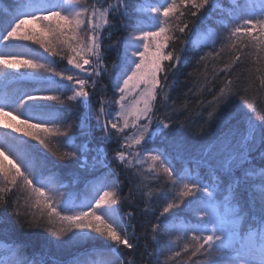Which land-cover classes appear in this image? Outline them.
<instances>
[{"label": "snow or ice", "instance_id": "1", "mask_svg": "<svg viewBox=\"0 0 264 264\" xmlns=\"http://www.w3.org/2000/svg\"><path fill=\"white\" fill-rule=\"evenodd\" d=\"M210 2L213 7H216L218 0H164L163 3L159 0H145V2L136 0L133 11L141 14L143 19L138 17L133 23V30L124 41L123 63L119 74L114 77L116 90L120 93L117 101L119 112L112 119L105 120L102 126L103 138L111 140L114 136L123 134L121 148L136 149L133 152L117 151L115 159L128 167H133V159L141 165L137 168V175L142 177V187H146L143 180L161 177L165 178L170 186L168 192L157 193L154 189H149L147 192L149 198L156 195L163 200L157 223L152 225L153 240L157 239L160 232L171 233L173 225L170 223L172 217L169 214H173L175 209L183 206L185 210L201 215L202 219L199 223L203 225V227L186 229L191 231L192 235L190 241L184 244V252H189L191 249L193 257L197 254L207 257L217 254L224 258L214 264H264V168H261L258 173L261 178L258 186L261 204L260 222L259 225H254L255 232L249 230L247 234H244L238 228V222L242 219L240 213L243 210L239 206V187L247 182L249 175L257 174L253 169H244L243 178L235 183L229 182L230 191L225 197L229 204V213L224 215L219 211L216 203L219 177H217V185L211 182L205 184L198 174L176 168L167 153L149 147V141L153 137L162 135L165 129L171 127L169 118L160 119L156 116L154 108L158 89L163 92L167 87L168 77L164 62H171L168 65L169 68H175L181 63V57L174 55V50L168 49L169 44L178 39L176 34H183L189 27L188 23L182 20L186 14L183 9H192L188 14L194 17ZM38 12L46 14L38 15ZM115 13L127 14V0H115L101 7L94 4L91 8L84 6L83 0H61L60 3L44 0L39 5L16 4L8 12L0 9V25H7L0 31V42L32 41L52 56L59 55L57 48L64 46L71 53L65 57L67 63L78 70L72 75H66L38 60L17 59L14 58L15 54H6L0 57V74H4L6 68L44 70L50 75L42 80L47 88L41 91H70L72 95L67 96V100L80 101L86 105L90 96L86 85H89V79L93 75H100L103 67L100 33L110 24L109 15ZM233 15L235 23L232 27L224 25L228 33L225 37L228 41L225 47L237 53L231 64L241 59L244 48L249 46L255 48L261 54L257 59L259 66L256 71L261 73L259 85L261 89H264V11L257 17L247 11V6H238ZM37 23L40 25L39 31L35 27H25ZM218 38L219 34H214L213 46ZM221 50L223 51V48ZM7 56L13 58L9 59ZM93 57L95 64H93ZM231 64L226 65L225 70H230ZM162 73L164 74L163 85ZM80 74H84L83 77ZM95 86V81H92L90 87L95 89ZM211 90V88L208 89V91ZM243 91L246 95L241 99L244 100L246 110L237 111L233 106V98L240 92L233 80H227L208 102L210 110L207 112L206 122L215 123L222 129L229 127L230 130L235 127L233 122L242 123L244 126L238 148L233 149L227 135L224 139L225 150L229 153L233 151L238 153L226 162L225 168L229 175L233 167L239 163L240 157H243L246 163L248 162L247 156H250L252 150L257 147V142L264 149V111H257L255 95L248 96L247 88ZM133 93L138 98L126 103L128 96ZM25 97L12 105H0V116L11 115L10 112L4 111L5 107H11L12 111L26 116V119L20 120L18 124L5 123L3 126L22 133L24 137H30L45 147L49 146L53 137L63 136L65 144L71 146L73 150L60 153L58 158L79 161L78 153L87 152L90 141L82 147L75 146L73 138L69 135L72 125L62 129L57 124L62 117L51 110V105L41 103L61 101L62 97L56 94L34 95L32 93H26ZM164 100H168L167 94L164 95ZM100 111L102 113L104 111L103 103H101ZM13 119L18 120L19 116ZM87 119L86 114H81L78 124L84 135H89L91 131ZM126 129L132 130L131 135L125 134ZM26 144V141H20L17 137H12L7 143L0 141V176L7 182L5 187H0V193L10 192L19 185L20 189L27 194L26 204H30V207L35 209L29 213L32 216L31 223L38 225L41 220H45L49 225L47 231L57 238V242L69 243L87 237L99 241L101 245L111 242L108 245L109 251L115 253L119 252L120 246L127 249L135 247L129 242L128 229L117 207L120 203L117 191L118 180L112 181L111 185L101 180L92 187L87 201L77 204L72 197L63 196L58 188L52 186L51 178L45 177L36 168L28 152L22 147ZM3 150L14 155L19 163L9 161L5 164L4 161L8 158ZM96 151L97 158L104 155L103 149L97 148ZM260 155L264 158V150ZM145 161L150 162L146 170L143 169ZM256 195L257 191H253L254 200ZM233 201L236 203L233 204ZM5 203L6 201L0 196V206ZM15 214L20 215L18 210ZM128 215L131 216L132 213L129 212ZM204 232L208 234L205 235ZM170 243L174 244L175 241ZM166 252L168 259L171 260L181 256V251L171 247H168ZM99 264H106V262L100 261ZM120 264L125 262L121 261Z\"/></svg>", "mask_w": 264, "mask_h": 264}, {"label": "trees", "instance_id": "2", "mask_svg": "<svg viewBox=\"0 0 264 264\" xmlns=\"http://www.w3.org/2000/svg\"><path fill=\"white\" fill-rule=\"evenodd\" d=\"M256 1L218 0L216 7H213L210 2L194 17L188 14L192 9H183L186 14L182 20L186 21L189 27L183 34H176L178 39L172 41L168 49L174 50L173 54L181 57V63L175 68H169L168 65L171 62H164L168 77L167 87L163 92L158 89L154 108L157 117L162 120L169 118L171 127L165 129L162 135L153 137L149 141L150 149L167 153L176 168L198 174L203 178V183L211 182L217 185V177H219L216 199L219 209L229 210V204L225 200L230 191L229 182L235 183L243 178L244 169H253L257 174L249 175L247 182L239 187V206L243 210L240 213L242 219L238 222V228L244 234H247L249 230L255 232L254 225H259L260 222L261 204L258 186L261 178L258 173L261 168H264V158L260 155L264 149L257 142V147L252 150L250 156H247L248 162L246 163L245 159L240 157L239 163L233 167L229 175L225 168L226 162L238 153L227 152L224 139L227 135L233 149L238 148L244 126L242 123L233 122L235 127L231 130L229 127L222 129L215 123L206 122V117L210 110L208 102L227 80H233L235 86L240 89L239 94L233 98V106L237 111L246 110L244 100L241 99L246 95L243 91L246 88L248 96L255 95L257 98V111H264V89H261L259 85L261 73L256 71L259 66L257 59L261 54L249 46L243 49L241 59L231 64L237 53L225 47L228 43L225 39L228 33L224 25L227 24L231 28L235 23L233 14L238 6H247V11L258 17L261 12ZM43 2L44 0H0V9L8 12L16 4L39 5ZM54 2L58 3L59 0ZM109 2H115V0H88V7L91 8L94 4L97 7L106 6ZM159 2L163 3L164 0ZM135 3L136 0H127L126 15L110 14L108 17L110 24L100 33L103 67L100 75H93L89 79V85H86L90 92L86 105L80 101L67 100V96L72 95L70 91H41L47 88L42 80L50 75L43 70L33 75L15 76L0 85V100H7V103L11 102L7 96L15 90L22 92L21 94L23 92L33 94V91L39 89V94H56L62 97L61 101L41 103L51 105V110L62 117V120L57 121L62 129L72 125L69 135L73 138L75 146L82 147L90 141L88 151L78 153L79 161L59 159L60 153L73 149L65 144L63 136H56L52 138L48 147L38 141L27 140L30 158L45 177L51 178L52 186L58 188L63 196L72 197L77 204L85 202L91 195L92 187L101 180L109 185L112 181L118 180L117 191L120 203L117 207L128 229L129 242L135 247L127 249L120 246L119 252L115 253L109 251L108 245L111 242L101 245L99 241L87 237L69 243L57 242V238L47 231L49 225L45 220H41L38 225L31 223L32 216L29 213L35 209H32L30 204H26L27 194L17 185L10 192L0 193L6 201L3 206H0V264H16L17 262L19 264H99L100 261H107L109 258L116 260L117 264L121 261L125 264H165L166 260L167 264H214L224 259L217 254L212 257L197 254L193 257L191 249L189 252L183 251L184 244L190 241L192 235V232L186 229L195 228L196 225L203 227L199 223L202 216L185 210L183 206L175 209L173 214H169L172 217L170 223L173 225L171 233L160 232L157 239L153 240L152 225L157 223L163 200L156 195L149 198L147 192L149 189H154L157 193L168 192L170 186L166 179L161 177L143 180L146 187H142V177L137 175V168L141 165L133 159V167H128L115 159L117 151L133 152L136 149L121 148L123 134H118L111 140L103 138L102 126L105 120L112 119L119 112L117 101L120 93L116 90L114 77L119 74L123 63L124 41L133 30V23L138 17L143 19L141 14L134 13ZM37 14L46 13L38 12ZM4 27L7 25H0V31ZM198 33L203 35L198 36ZM216 33L219 34V38L213 46L212 39ZM57 51L60 53L57 56L45 55L47 58L45 64L66 75L76 72L67 63L65 58L67 55H64L66 52L60 49V46ZM93 64H95V58ZM228 64H231V68L225 70ZM80 75L83 77L84 74ZM163 75L162 73V85ZM92 81H95V89L90 87ZM209 88L212 90L208 91ZM165 94L168 96L167 101L164 100ZM101 103L104 106L103 113L100 111ZM81 114H86L88 117L87 123L91 129L89 135H84L78 127ZM131 132V129L125 130V134L131 135ZM97 148L103 149L104 155L100 158H97ZM149 163L144 162V170L148 168ZM6 183L1 179L0 187H5ZM253 191H257L255 200L252 196ZM235 203L233 201V204ZM17 210L20 213L19 216L15 214ZM129 212L132 213L131 216L128 215ZM178 237L182 238L177 239ZM172 241L175 243L171 244ZM168 247L181 251V256L174 260L168 259L166 252Z\"/></svg>", "mask_w": 264, "mask_h": 264}, {"label": "rangeland", "instance_id": "3", "mask_svg": "<svg viewBox=\"0 0 264 264\" xmlns=\"http://www.w3.org/2000/svg\"><path fill=\"white\" fill-rule=\"evenodd\" d=\"M60 2H61V0H59L58 3H60ZM256 3L258 4L259 12L264 11V0H257ZM83 5L88 7V0H83ZM25 27L26 28L35 27L36 30L39 31L40 25L38 23L37 24H29V25H26ZM127 38H128V36H127ZM61 48H62V50H64L66 52V54H64L65 56L71 55L70 51L68 49H66L64 46H60V49ZM6 54H15L14 58H17V59L38 60L40 63H44V64H45V60L47 59L45 55H47V54L50 55V53L46 52L44 50V48H42L39 44H36L32 41L0 42V57L5 56ZM7 58L11 59L13 57L7 56ZM92 60L94 62V58ZM40 71H34L31 69H25V68H20V69H8V68H6L4 70V74H0V85L5 81H9L11 78H13L15 76H25L28 74L33 75L36 73H40ZM75 71L77 72L78 70H75ZM21 93L22 92H19L17 90L11 92L7 96V99L11 100V102L7 103V100L3 101V99H1L0 100L1 105H12V104H14V102L18 101L22 97L26 98L25 94L27 92H23V94H21ZM33 94L34 95H43V94H39V89H36L35 91H33ZM130 98H131V100H130ZM136 98H138V97L136 96L135 93H133V94H130L128 96L127 101L130 100V102H132ZM4 111L10 112L11 115L10 116H0V141H4L5 143H7L12 137H17V138H19L20 141H26L27 144L22 145V147L25 148V150L28 152L29 156H31V153L28 150L27 145H28V141H32V139L30 137H24L22 135V133H17L15 131H13L12 129L5 128L3 126L5 123L18 124L20 120L26 119V116L19 115L17 112L12 111L11 107H5ZM17 116H19L18 120L13 119V117H17ZM121 123H122V121H121ZM3 151H5V155L8 158L7 160L4 161L5 164H8L9 161H14L17 164L19 163V161L16 160V157L14 155H12L10 152H8L6 150H3ZM1 179L3 180L2 176H0V180ZM218 209H219V207H218ZM219 211L224 215H227L229 213V210H227V208L226 209L220 208ZM187 227H190V226H187ZM196 227H199V226L196 225ZM204 233L208 234L207 232H204ZM105 262H106V264H117L116 260L113 261L110 258ZM16 264H19V262H17Z\"/></svg>", "mask_w": 264, "mask_h": 264}]
</instances>
